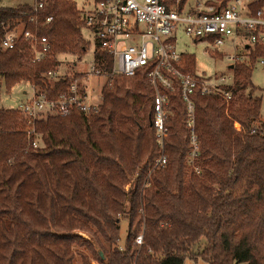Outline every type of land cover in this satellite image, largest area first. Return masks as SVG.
Masks as SVG:
<instances>
[{"label": "trees", "instance_id": "obj_1", "mask_svg": "<svg viewBox=\"0 0 264 264\" xmlns=\"http://www.w3.org/2000/svg\"><path fill=\"white\" fill-rule=\"evenodd\" d=\"M232 1L206 4L217 11ZM162 2L170 9L175 0ZM35 3L0 6V86L7 91L21 81L44 87L42 73L61 63L56 55L80 56L85 49L74 0H44L37 12ZM196 4L180 0L178 9L193 11ZM263 8L264 0L250 4L254 15ZM35 27L50 44L46 59L32 62L22 37L14 48H1L5 30L20 35ZM237 51L246 58L228 65L231 80L221 85L228 102L198 88L190 95L198 142L192 162L186 104L178 84L168 92L167 161L151 172L159 146L146 70L110 84L107 78L95 111L38 119L39 145L27 152L24 115L0 108V264H75L77 257L79 264H183L198 256L208 264H264V122L251 80L264 44ZM181 57L180 69L194 74L195 55ZM94 61L102 73L112 68L105 51H95ZM81 77L66 72L47 87L48 96ZM122 219L127 231L119 245Z\"/></svg>", "mask_w": 264, "mask_h": 264}, {"label": "built area", "instance_id": "obj_2", "mask_svg": "<svg viewBox=\"0 0 264 264\" xmlns=\"http://www.w3.org/2000/svg\"><path fill=\"white\" fill-rule=\"evenodd\" d=\"M254 0H233L227 7L216 11V6L198 2L193 11H180V0H175L172 8L162 0H93V4L86 9H80L83 28L93 31L97 45L96 51H105L112 56V68L102 73L92 67L90 71L81 69V79L74 78L66 92L55 97H49L47 87L52 89L54 83L65 73L59 68L49 69L42 73L45 77L44 87L31 84L32 94L21 101L18 109L26 119V134L29 139L28 147L36 148L39 145L35 131L38 119L48 114L65 116L73 110L83 112L95 111L102 98L94 96L93 80L104 78H132L137 71L146 70L147 77L154 90V115L152 124L155 128L156 141L159 146V155L154 159L153 170L166 164L164 140L167 136L165 126L169 108V91L179 85L181 96L186 104V123L190 130L192 145L189 159L198 154V142L194 132V105L190 95L196 88L201 94L218 93L227 102L229 92L222 89V84L228 81L225 76L214 77L191 72H183L179 66L183 65L182 53L176 46V31L181 30L194 40L208 41L213 47L230 45L246 47L248 45L264 44V8L254 15L250 4ZM44 0H36L33 11L43 7ZM51 16L46 21L51 20ZM34 16L29 22H35ZM27 41L32 62H40L50 56V44L45 36L34 30L23 29L20 35L5 30L1 40V48L12 49L19 38ZM229 64L235 61H244L243 52L228 55ZM264 64V58L259 60ZM69 74V73H68ZM83 81V83H81ZM236 125V123L234 124ZM237 129L240 126H235ZM196 169V168H195ZM135 243H143L140 233Z\"/></svg>", "mask_w": 264, "mask_h": 264}, {"label": "rangeland", "instance_id": "obj_3", "mask_svg": "<svg viewBox=\"0 0 264 264\" xmlns=\"http://www.w3.org/2000/svg\"><path fill=\"white\" fill-rule=\"evenodd\" d=\"M79 8L86 9L93 4V0H74ZM207 0H189V4H196L197 2H206ZM35 0H0V6L17 7L23 3L33 4ZM81 37L85 46V49L80 56L76 54L61 53L56 55L57 59L61 62L59 65V71L64 72H78L81 69L90 71L94 66V54L97 49L96 42L94 40V34L92 30L83 28L81 31ZM176 46L178 51L193 53L195 55V74L197 75H213L219 74L226 77L227 81L231 80V76L228 71V55L235 54L237 48L230 45H223L221 47H213L208 41L194 40L181 30L176 31ZM220 53V56L214 55V52ZM251 80L254 85L259 87V90L255 91L256 95L261 96L262 103L260 108L259 120L264 122V64H255L252 69ZM105 83L104 78H99L97 81L93 80L94 96L99 99L101 86ZM32 94L31 84L26 81H21L15 85L10 91L0 86V108H17L19 103L25 100ZM235 126H239L236 123ZM190 162L193 159H189ZM150 169V168H149ZM196 171L199 172V168L196 167ZM129 184H126L128 188ZM127 221L122 219L120 222V243L122 245L126 237ZM75 264H79V258L75 259ZM183 264H208L200 256L196 259L187 257Z\"/></svg>", "mask_w": 264, "mask_h": 264}, {"label": "water", "instance_id": "obj_4", "mask_svg": "<svg viewBox=\"0 0 264 264\" xmlns=\"http://www.w3.org/2000/svg\"><path fill=\"white\" fill-rule=\"evenodd\" d=\"M232 66H233L232 64H229V67H230V68H232Z\"/></svg>", "mask_w": 264, "mask_h": 264}]
</instances>
